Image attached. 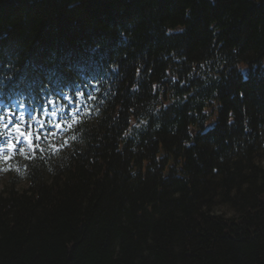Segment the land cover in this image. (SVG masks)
Returning a JSON list of instances; mask_svg holds the SVG:
<instances>
[{
    "label": "trees",
    "instance_id": "trees-1",
    "mask_svg": "<svg viewBox=\"0 0 264 264\" xmlns=\"http://www.w3.org/2000/svg\"><path fill=\"white\" fill-rule=\"evenodd\" d=\"M0 103V264H264V0H0Z\"/></svg>",
    "mask_w": 264,
    "mask_h": 264
},
{
    "label": "snow or ice",
    "instance_id": "snow-or-ice-1",
    "mask_svg": "<svg viewBox=\"0 0 264 264\" xmlns=\"http://www.w3.org/2000/svg\"><path fill=\"white\" fill-rule=\"evenodd\" d=\"M84 96V93H77L76 97H82ZM76 97L68 96L64 97L63 99L68 100L69 104H72L76 102ZM91 98V97H89ZM55 101L47 100L45 101V104L51 105L54 104ZM69 110V114L71 116V123H67L63 120L62 117H60L59 122L54 124L52 127L58 130H63L65 126L71 127L72 124H76L79 122V109L75 110V113L71 109ZM40 112L43 113V116L40 120H37V116L33 115L30 117L31 120L36 121L40 124V128L36 129L34 131H22V127L25 129L28 127H31L30 124H28L25 121V118L23 115L17 117L13 113H7L5 115H0V127L3 128L2 131H0V139H2V143H0V162H7L13 159V154H16L18 152H24V148L22 146L23 140L27 141L28 147L32 150L33 153H36L38 151L42 152L43 149L39 147L35 141H38L42 138H45V135H56V132L52 131L51 128H48V125L45 123V119L47 118L49 114L48 107L41 105ZM51 115L56 116V112H52ZM19 121V122H17ZM48 128L47 133L44 132V130ZM15 133V135H13ZM18 145H21L18 147ZM63 145H51L53 150H57L59 147H62ZM26 158L31 159L32 156L30 153H25Z\"/></svg>",
    "mask_w": 264,
    "mask_h": 264
},
{
    "label": "rangeland",
    "instance_id": "rangeland-1",
    "mask_svg": "<svg viewBox=\"0 0 264 264\" xmlns=\"http://www.w3.org/2000/svg\"><path fill=\"white\" fill-rule=\"evenodd\" d=\"M7 113H13L15 114L17 117L23 115L25 118L26 112L18 109L16 106H10V105H2V103H0V115H5ZM19 122V121H17ZM3 128L0 127V131H2ZM13 135H15V133H13ZM2 139H0V143H2ZM21 145H18V147H20ZM23 148H26V140H23L22 143ZM19 153H23V152H19ZM15 154H13L14 157ZM12 160L7 161V162H0V187L2 186V184L7 180V177L9 175L10 170H13V166H12ZM25 182H23L21 185H24Z\"/></svg>",
    "mask_w": 264,
    "mask_h": 264
}]
</instances>
